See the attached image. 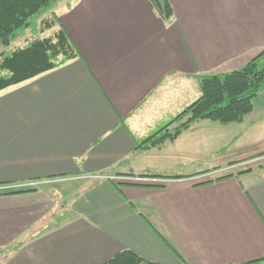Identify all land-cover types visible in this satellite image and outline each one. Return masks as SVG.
<instances>
[{"label": "crops", "instance_id": "crops-1", "mask_svg": "<svg viewBox=\"0 0 264 264\" xmlns=\"http://www.w3.org/2000/svg\"><path fill=\"white\" fill-rule=\"evenodd\" d=\"M65 1L78 57L0 91V264H264V92L172 137L201 76L264 54V0Z\"/></svg>", "mask_w": 264, "mask_h": 264}, {"label": "trees", "instance_id": "trees-1", "mask_svg": "<svg viewBox=\"0 0 264 264\" xmlns=\"http://www.w3.org/2000/svg\"><path fill=\"white\" fill-rule=\"evenodd\" d=\"M57 1L0 0V91L63 66L78 57L76 47L60 24L58 13L40 22L39 36L25 40L24 46H14L19 32L31 28L36 19ZM150 1L165 21L173 19L174 11L169 0ZM199 84L200 97L177 117L182 123L172 137L199 121L242 123L253 112L255 99L264 92V54L233 72L201 76ZM155 137L158 136L145 143ZM164 138L166 136L158 138L153 144ZM23 192L28 191L4 194ZM107 264L157 263L126 251Z\"/></svg>", "mask_w": 264, "mask_h": 264}, {"label": "rangeland", "instance_id": "rangeland-1", "mask_svg": "<svg viewBox=\"0 0 264 264\" xmlns=\"http://www.w3.org/2000/svg\"><path fill=\"white\" fill-rule=\"evenodd\" d=\"M67 2L65 0H58L55 2L51 9L47 10L45 13L41 14L33 24V26L27 30H22L19 32V38L17 41L14 43V46H24L25 43L24 41L27 39H32L36 38L39 36V29H40V22L43 21L44 19L52 18L54 13H58V9L60 7H63ZM261 142H264V138L261 139ZM259 145V144H258ZM72 185H69V187Z\"/></svg>", "mask_w": 264, "mask_h": 264}, {"label": "built area", "instance_id": "built-area-1", "mask_svg": "<svg viewBox=\"0 0 264 264\" xmlns=\"http://www.w3.org/2000/svg\"><path fill=\"white\" fill-rule=\"evenodd\" d=\"M222 171H227V169H225V170H222Z\"/></svg>", "mask_w": 264, "mask_h": 264}]
</instances>
